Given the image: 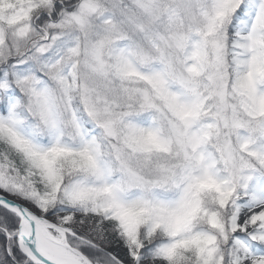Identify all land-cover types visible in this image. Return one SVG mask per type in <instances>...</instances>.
Instances as JSON below:
<instances>
[{
  "label": "snow or ice",
  "instance_id": "6c2138e0",
  "mask_svg": "<svg viewBox=\"0 0 264 264\" xmlns=\"http://www.w3.org/2000/svg\"><path fill=\"white\" fill-rule=\"evenodd\" d=\"M0 264H264V0H0Z\"/></svg>",
  "mask_w": 264,
  "mask_h": 264
}]
</instances>
